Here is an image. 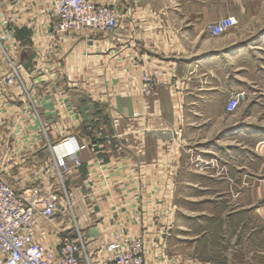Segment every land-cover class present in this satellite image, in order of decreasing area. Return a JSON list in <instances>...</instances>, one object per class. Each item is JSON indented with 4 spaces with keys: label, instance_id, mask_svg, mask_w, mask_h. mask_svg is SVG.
Here are the masks:
<instances>
[{
    "label": "crops",
    "instance_id": "crops-1",
    "mask_svg": "<svg viewBox=\"0 0 264 264\" xmlns=\"http://www.w3.org/2000/svg\"><path fill=\"white\" fill-rule=\"evenodd\" d=\"M175 1L122 0L125 16L115 34L52 40L46 16L38 6L29 9L32 0H0L17 27L13 53L34 90L25 99L21 88H11L10 95L0 86V165L22 191L42 178L56 180L49 144L68 135L90 143L80 153L82 166L64 180L90 250L120 228L139 232L142 220L165 210L169 198H178V186L189 183L193 159L217 160L226 166L229 184L246 185L240 192L251 186L243 193L250 201L264 199L261 40L238 32L240 18L227 33L210 35L205 26L230 14L210 6L219 0ZM147 74L157 80L152 94L143 92ZM239 93L242 104L227 112ZM257 105L260 112L246 111ZM252 144L261 146L255 156L247 149ZM63 216L56 222L62 224ZM169 245L171 253L194 261L174 250L172 237ZM258 257L254 252L250 264Z\"/></svg>",
    "mask_w": 264,
    "mask_h": 264
},
{
    "label": "built area",
    "instance_id": "built-area-1",
    "mask_svg": "<svg viewBox=\"0 0 264 264\" xmlns=\"http://www.w3.org/2000/svg\"><path fill=\"white\" fill-rule=\"evenodd\" d=\"M32 1L34 5L29 3V9L38 6L46 16L45 24L52 40L82 32L111 36L120 30L125 16L122 0ZM238 24L235 15H228L208 24L206 31L219 36ZM16 28L12 18L0 9V86L10 95L11 88L17 86L24 97L31 99L34 90L27 88L22 63L13 53L18 41ZM138 54L137 51L134 56L136 63ZM143 83L144 94L155 92L157 80L152 74L145 75ZM243 99V93L233 95L226 111L235 112ZM39 122L43 133L46 127L40 118ZM119 122V117H114L111 124L116 127ZM90 145L74 135L49 144L55 157L56 180L42 178L22 191L0 165V264H197L170 252L169 240L176 223L174 196L166 202L167 208L156 212L150 222H140L139 232L134 234L132 230L120 228L108 242L90 250V242L76 224L73 204L64 184L65 176L82 166L80 153ZM179 169L176 165L172 175ZM61 215L69 216V220L63 216L64 222L57 223ZM67 223L72 226L68 227Z\"/></svg>",
    "mask_w": 264,
    "mask_h": 264
},
{
    "label": "rangeland",
    "instance_id": "rangeland-1",
    "mask_svg": "<svg viewBox=\"0 0 264 264\" xmlns=\"http://www.w3.org/2000/svg\"><path fill=\"white\" fill-rule=\"evenodd\" d=\"M214 3L215 10L224 12L230 9L229 15L240 18L238 32L249 39L261 40L263 45L259 46L264 57V0H219L218 6L217 1L210 2V6ZM260 109L257 105L246 111L257 113ZM242 111L244 109L239 112ZM247 149L255 156L261 146L252 144ZM202 163L205 169L196 167ZM188 164L189 183L178 186V198L173 201L176 206L172 236L174 250L193 257L197 264L198 260L205 264H250V257L255 252L259 256L255 263L264 264V212L258 211L264 208V199L250 201L243 193L251 186L240 192L246 185L229 184L224 179L227 177V169L223 170L226 166L217 160L206 163L193 159ZM245 209L249 210L242 213L245 215H233Z\"/></svg>",
    "mask_w": 264,
    "mask_h": 264
}]
</instances>
